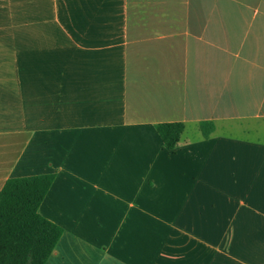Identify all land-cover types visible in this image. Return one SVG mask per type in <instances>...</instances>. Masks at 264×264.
I'll return each instance as SVG.
<instances>
[{
    "label": "crops",
    "instance_id": "1",
    "mask_svg": "<svg viewBox=\"0 0 264 264\" xmlns=\"http://www.w3.org/2000/svg\"><path fill=\"white\" fill-rule=\"evenodd\" d=\"M262 135L264 0H0V191L54 174L45 264H264Z\"/></svg>",
    "mask_w": 264,
    "mask_h": 264
},
{
    "label": "trees",
    "instance_id": "2",
    "mask_svg": "<svg viewBox=\"0 0 264 264\" xmlns=\"http://www.w3.org/2000/svg\"><path fill=\"white\" fill-rule=\"evenodd\" d=\"M208 137L213 121H202ZM163 144L171 151L185 130L182 121L156 125ZM54 174H38L7 179L0 191V264H45L63 234V228L39 212Z\"/></svg>",
    "mask_w": 264,
    "mask_h": 264
},
{
    "label": "rangeland",
    "instance_id": "3",
    "mask_svg": "<svg viewBox=\"0 0 264 264\" xmlns=\"http://www.w3.org/2000/svg\"><path fill=\"white\" fill-rule=\"evenodd\" d=\"M263 136V138H264V135H262Z\"/></svg>",
    "mask_w": 264,
    "mask_h": 264
}]
</instances>
